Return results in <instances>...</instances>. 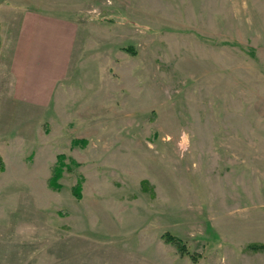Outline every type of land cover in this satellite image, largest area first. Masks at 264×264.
Instances as JSON below:
<instances>
[{
  "label": "rangeland",
  "instance_id": "1",
  "mask_svg": "<svg viewBox=\"0 0 264 264\" xmlns=\"http://www.w3.org/2000/svg\"><path fill=\"white\" fill-rule=\"evenodd\" d=\"M262 247L264 0H0V264Z\"/></svg>",
  "mask_w": 264,
  "mask_h": 264
},
{
  "label": "crops",
  "instance_id": "2",
  "mask_svg": "<svg viewBox=\"0 0 264 264\" xmlns=\"http://www.w3.org/2000/svg\"><path fill=\"white\" fill-rule=\"evenodd\" d=\"M26 54V56L24 57V55ZM24 58H25V63H24ZM27 52L24 53L23 51H21L20 53H17V54H14L12 57H11V60L9 61L10 63V66H11V70H16L15 72L14 71H11L12 74H15L17 77H18V80L17 82L18 83H21V85L23 84V77H24V71H23V67H24V64L28 67V62H27ZM5 64H8L7 62ZM27 74V73H25ZM20 87L19 86H16L14 90H23V89H19ZM18 100L20 99H23V95L20 94V95H16Z\"/></svg>",
  "mask_w": 264,
  "mask_h": 264
},
{
  "label": "trees",
  "instance_id": "3",
  "mask_svg": "<svg viewBox=\"0 0 264 264\" xmlns=\"http://www.w3.org/2000/svg\"><path fill=\"white\" fill-rule=\"evenodd\" d=\"M61 158H63V157H61ZM63 167H64V164L61 163L59 168L55 169V174H54V176H53V178H52V180L50 182V187H52L55 190H59L60 189V186L57 184V182H58V180L60 179V177L62 175ZM76 195H78V194H76ZM173 241L176 242L177 245L179 244V242L175 241L173 238L170 239V242H173ZM262 248H264V247H262Z\"/></svg>",
  "mask_w": 264,
  "mask_h": 264
}]
</instances>
